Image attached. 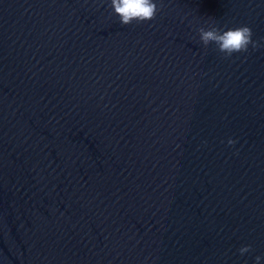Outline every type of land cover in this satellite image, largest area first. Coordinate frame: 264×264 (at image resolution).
I'll list each match as a JSON object with an SVG mask.
<instances>
[{
  "label": "water",
  "instance_id": "obj_1",
  "mask_svg": "<svg viewBox=\"0 0 264 264\" xmlns=\"http://www.w3.org/2000/svg\"><path fill=\"white\" fill-rule=\"evenodd\" d=\"M155 2L0 0V264H264V0Z\"/></svg>",
  "mask_w": 264,
  "mask_h": 264
},
{
  "label": "clouds",
  "instance_id": "obj_2",
  "mask_svg": "<svg viewBox=\"0 0 264 264\" xmlns=\"http://www.w3.org/2000/svg\"><path fill=\"white\" fill-rule=\"evenodd\" d=\"M112 14L119 18L121 26H128L133 22L140 24L154 20L159 11L155 0H110ZM199 42L207 47L210 43L216 46V50L222 53L225 58L231 57L234 53H245L249 45L253 50L261 47V44L252 39V30L247 26H239L234 29L222 30L219 27H200L197 29ZM228 145L232 146L235 141L229 139ZM251 246L241 247L240 255L250 252ZM261 257H255L256 264H259Z\"/></svg>",
  "mask_w": 264,
  "mask_h": 264
}]
</instances>
